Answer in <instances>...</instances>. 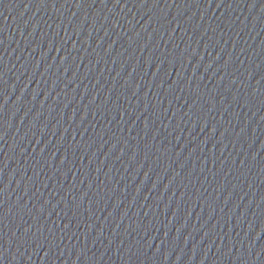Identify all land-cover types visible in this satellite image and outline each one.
<instances>
[{"label": "water", "instance_id": "1", "mask_svg": "<svg viewBox=\"0 0 264 264\" xmlns=\"http://www.w3.org/2000/svg\"><path fill=\"white\" fill-rule=\"evenodd\" d=\"M0 264H264V0H0Z\"/></svg>", "mask_w": 264, "mask_h": 264}]
</instances>
